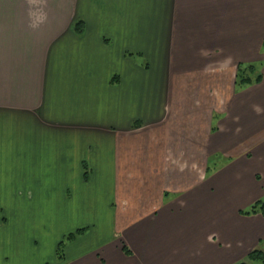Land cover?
<instances>
[{
    "label": "crops",
    "instance_id": "1",
    "mask_svg": "<svg viewBox=\"0 0 264 264\" xmlns=\"http://www.w3.org/2000/svg\"><path fill=\"white\" fill-rule=\"evenodd\" d=\"M257 201L264 0H0V264H236Z\"/></svg>",
    "mask_w": 264,
    "mask_h": 264
},
{
    "label": "rangeland",
    "instance_id": "2",
    "mask_svg": "<svg viewBox=\"0 0 264 264\" xmlns=\"http://www.w3.org/2000/svg\"><path fill=\"white\" fill-rule=\"evenodd\" d=\"M256 70L258 72V68ZM256 74H257L256 72L252 74V77H254ZM90 236L91 234L88 237ZM63 239H64V236L61 240ZM69 242L71 241L66 240L64 242L65 245L62 247L61 253L62 255H64V258H60L58 255H56L53 252L52 250L53 244L51 246V243L49 242V238H45L44 241L39 242V248L36 251L27 252L26 249L15 250V258L14 256H10L11 255L10 254L8 258L9 263L8 262L7 263L8 264H17V263L18 264H45V261H47L46 264H64L65 262L67 263V259L70 258L74 254V247L73 248L71 246L68 247L70 244ZM85 243L88 244V242H85ZM253 250H259V251L264 252V242L261 243L259 248H255V249L248 251V254ZM41 255L44 258L40 259L39 257ZM11 260H15V261L11 263ZM42 260L43 262H41ZM239 262H243L245 264H263L259 260L249 259L247 255L245 256L244 259H240Z\"/></svg>",
    "mask_w": 264,
    "mask_h": 264
},
{
    "label": "trees",
    "instance_id": "3",
    "mask_svg": "<svg viewBox=\"0 0 264 264\" xmlns=\"http://www.w3.org/2000/svg\"><path fill=\"white\" fill-rule=\"evenodd\" d=\"M81 22H76L74 25V29L77 32L81 31ZM257 66L253 65V64H248V65H242L239 64L237 67V72H236V76H235V86L237 89H243L253 83H259L262 79V75L261 72H257ZM257 73L254 77H252V74ZM257 211H260L261 213L264 214V202L261 201H257L255 202L248 211H246L245 213H256ZM84 231V229L81 230H77L73 233L68 234L64 239L65 241H71L74 240L77 235L81 234ZM64 240H62L61 242H59L58 246H57V255L59 257H62V247L64 245ZM247 257L251 260H259L264 264V252L263 251H259V250H253L251 251L249 254H247ZM236 264H245L243 262H238Z\"/></svg>",
    "mask_w": 264,
    "mask_h": 264
}]
</instances>
